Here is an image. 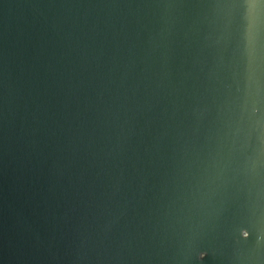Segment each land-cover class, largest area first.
I'll return each mask as SVG.
<instances>
[{"label":"water","instance_id":"95a60500","mask_svg":"<svg viewBox=\"0 0 264 264\" xmlns=\"http://www.w3.org/2000/svg\"><path fill=\"white\" fill-rule=\"evenodd\" d=\"M0 264H264V0H0Z\"/></svg>","mask_w":264,"mask_h":264}]
</instances>
